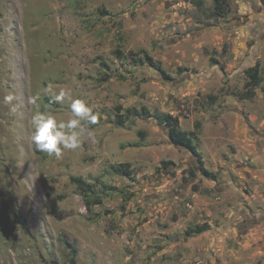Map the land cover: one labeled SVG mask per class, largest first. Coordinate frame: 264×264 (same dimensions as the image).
Returning <instances> with one entry per match:
<instances>
[{
  "label": "rangeland",
  "instance_id": "obj_1",
  "mask_svg": "<svg viewBox=\"0 0 264 264\" xmlns=\"http://www.w3.org/2000/svg\"><path fill=\"white\" fill-rule=\"evenodd\" d=\"M227 4L0 0V264H70L65 239L76 264H264V94L237 95L248 67L264 76V0ZM49 83L71 98L48 104ZM37 92L58 121L85 100L94 139L38 154ZM118 105L177 115L214 176L155 116L118 124ZM125 162L129 175L114 170ZM72 176L103 202L88 209Z\"/></svg>",
  "mask_w": 264,
  "mask_h": 264
},
{
  "label": "clouds",
  "instance_id": "obj_2",
  "mask_svg": "<svg viewBox=\"0 0 264 264\" xmlns=\"http://www.w3.org/2000/svg\"><path fill=\"white\" fill-rule=\"evenodd\" d=\"M43 95L48 97V104L54 105L63 102L66 97L71 98L72 92L66 88L56 91L49 83L43 87ZM40 97L41 93L37 92L29 98V103L34 106L30 117L29 138L35 151L60 158L65 150L78 149L82 143V136L94 139V129L90 126L97 124L98 116L85 100L79 98L72 100L70 118L58 121L52 112L41 110L38 102ZM14 98L13 95H6L3 102L11 105Z\"/></svg>",
  "mask_w": 264,
  "mask_h": 264
},
{
  "label": "trees",
  "instance_id": "obj_3",
  "mask_svg": "<svg viewBox=\"0 0 264 264\" xmlns=\"http://www.w3.org/2000/svg\"><path fill=\"white\" fill-rule=\"evenodd\" d=\"M228 11V4L227 0H214V8L212 10V14L216 16H224ZM164 77L171 78V75H169L160 64H157L156 67ZM247 74V81L245 84V90L242 92H237V95L240 99L245 98H252L256 95V89L258 87H261V90L264 94V76L261 74L259 64H256L254 66H250L246 69ZM45 100L48 102V97H45ZM54 106H58V103L54 104ZM123 110L122 105L117 106V123L123 124L126 122V120L130 116H141V117H152L155 116V118L158 120L160 124H164L168 127V134L171 139V141L177 145L183 146L190 150L192 153L198 156L200 162H201V169L202 171L209 176H214V173L212 171H209L203 166L202 163V157L198 151L197 144L194 141V132H188L183 130L180 127V119L177 115H173L168 112H157L155 115L152 114L146 107H142L141 109L137 107H132L126 109V113H121ZM199 125L197 126V128ZM37 152V151H36ZM38 154H41L37 152ZM173 162L170 160H164L162 161V164L168 167ZM130 163H119L117 165H114V170L119 174H126L129 175L132 172V169L130 168ZM190 174L194 176L195 170L190 171ZM71 180L73 183H75L85 202L88 209H91L92 206L96 204H101L103 202V197L96 193L93 189V186L91 183L87 182L84 178L81 176H72ZM205 229L203 226L197 227V231L201 232ZM66 245L69 249H71V257H70V264H76L77 263V254H78V248L74 246L73 243L69 242L68 239H65Z\"/></svg>",
  "mask_w": 264,
  "mask_h": 264
}]
</instances>
